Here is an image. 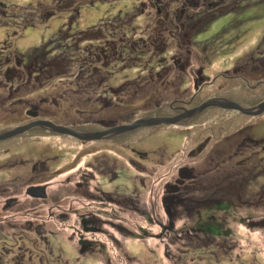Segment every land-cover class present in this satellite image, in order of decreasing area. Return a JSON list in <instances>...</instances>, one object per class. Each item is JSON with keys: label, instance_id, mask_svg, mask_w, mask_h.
Here are the masks:
<instances>
[{"label": "rangeland", "instance_id": "374dc122", "mask_svg": "<svg viewBox=\"0 0 264 264\" xmlns=\"http://www.w3.org/2000/svg\"><path fill=\"white\" fill-rule=\"evenodd\" d=\"M180 1L172 0L168 4V0L160 3L153 0H0L1 63L6 61L4 57L8 54L3 52L1 55V49H11L24 55L23 61L27 63L32 54L44 47L47 49L42 61L47 66L64 63L56 73L45 71L29 75L19 71L5 74L0 69V96H7L8 99L23 96L24 100L28 99L13 105L0 103V123L5 126L22 122L25 118L23 108L30 102H36L40 95L58 98L60 92V104L51 101L43 103L56 111L52 115L53 120L49 121L58 124V120L69 122L74 119L79 124L83 122L81 126L89 125L91 119L102 118L109 119V124L119 120L122 124L131 123L127 121L145 116L180 115L179 118H188L190 115L185 113L186 110L181 111L180 106L189 109L198 101L207 99H230L246 107H252L249 101H255L257 95L264 101V0H249L248 4L225 0V8H214L216 4L213 3L223 0H199V7L188 4L189 17L179 15ZM240 15H244L242 19H239ZM114 19H124L127 23L116 27ZM86 32L90 34L85 35ZM108 32L115 39L126 36L125 46L128 47L123 52L124 57L118 55L105 65L102 58H93V65H108L110 72L105 67H101L99 72L90 63L86 65L85 58L89 57L85 53L80 54L82 57L78 56L79 64L84 65L83 71L77 68L78 62L74 59H57L58 44L67 43L70 48L73 47L71 52L78 49L74 44L80 40L75 37L69 41L67 36L104 37L109 35ZM57 36L61 37L60 42ZM45 38L44 44L41 40ZM131 38L136 42L128 40ZM149 39L156 44L148 42ZM54 48L55 51H52ZM165 49L166 58L160 60L161 56H158L160 65L155 64L153 68L161 75L155 72L151 75L150 69L157 60L156 55L153 58L152 55ZM141 54V60L135 58ZM241 58L242 61L246 59L244 69L251 72L250 97L247 95L248 81L246 83L240 77L232 79L230 67L226 68ZM180 63L184 67L178 66ZM199 68L204 74L203 81H206L195 85L194 77ZM108 72L107 79L105 75ZM213 72H217L218 76L213 78ZM100 75H103L102 81L105 80L102 86L124 82L121 89L109 90L108 96L112 97V101L107 104L99 100L100 96L96 99L102 89ZM5 81L12 82L10 84L16 89L9 93ZM76 81L81 86H75ZM195 89L194 99L188 102L180 99L188 98V94ZM118 101L120 105L116 103ZM20 117L23 119L20 120ZM94 123L89 125L93 129L90 133L102 132L95 131L100 129H106L105 133L110 131L104 127L106 124ZM71 125L65 126L72 130L82 129ZM34 126L0 137V142L3 141L0 144V258L5 260L0 264H15L18 260L21 263L23 255L16 253L20 250L26 253L24 264H264V108L253 113L212 103L188 120L140 124L139 127L124 130V140L121 141L114 140V137L101 140L95 134L89 137L95 138L93 143L82 144L88 147L105 145L111 165L109 169H114L113 177L112 170H108L105 181L92 184L109 189L113 197L126 198V203L111 205L107 214L101 212L97 224L104 230L95 229L93 233L85 230L82 224V219L90 214L83 210L78 215L70 213L73 210L68 205L62 208L53 205L50 200L45 201L23 191L22 182L27 183L31 174H36L35 177L41 175L37 170L33 173L28 169V161H38L50 154L54 157L48 161L52 162L56 159L54 151L70 142L69 138H63L71 136L65 130H61L63 137L48 135L50 133L47 136ZM238 128L242 131H235ZM208 133H214L215 137L206 139ZM249 136L257 141L253 144L249 142L243 151L237 150V143ZM199 143L203 146L200 151L196 150V155L186 153L196 149ZM131 147L147 150L148 156L139 158ZM216 147L217 153L214 150ZM24 150L34 155H24L25 162L11 157ZM245 154L249 155V168L241 165L244 160L240 157ZM132 156L134 163L129 161ZM15 160L23 166L8 170L6 163ZM185 162L192 165V162L198 163V171L191 170L199 174L194 181H188V187L183 192L186 198L178 200L180 202L174 205L172 215L168 216L169 212H165L160 199L162 184L178 172L179 164L186 165ZM185 170L189 171L188 168ZM217 172L219 175H215ZM15 174L19 175L21 184L15 185L17 188L13 192L18 195L20 204L15 212H7L3 207L5 198L2 189L4 185L10 187ZM62 176L55 177L52 196L65 192L62 198L68 196L66 193L80 197V190L74 188L75 184L64 188L59 185V182H67L60 180ZM35 179L32 181H37ZM218 181L223 186L237 184L238 196L241 194L242 197L237 199L231 193L228 195L231 200H224L219 205L218 202L202 204L197 194H202L203 189L198 185L204 184L209 190H215L216 186L212 187V184ZM153 188H158L156 216L150 215L154 214L151 207ZM192 192L196 195L190 196ZM188 201H193L196 207L190 206ZM75 206L81 207V204L73 202ZM26 208L27 211L17 213ZM169 219L172 227L163 229L162 225L167 224ZM118 223L120 226H117ZM202 226L204 229H201ZM14 233L21 236L16 248L11 244L14 240L8 237ZM80 233L91 241L100 240L105 245L104 249L82 247L77 242ZM4 237H8L7 247L1 243ZM104 250L108 253L102 252Z\"/></svg>", "mask_w": 264, "mask_h": 264}, {"label": "flooded vegetation", "instance_id": "af4514ba", "mask_svg": "<svg viewBox=\"0 0 264 264\" xmlns=\"http://www.w3.org/2000/svg\"><path fill=\"white\" fill-rule=\"evenodd\" d=\"M153 1L155 3H160V2L167 1V0H153ZM224 1L225 0H223L222 2L217 1L216 3H213V4H216L214 8H219L222 6L225 8V6L227 4ZM238 1L244 2L246 4L249 3V0H238ZM1 3H3V2H1ZM169 3H172V0H168V4ZM180 4H182V7L179 10V15H185V16L189 17L188 15H190V12L188 11V4H191V5L193 4V5H195L194 7H197V6L199 7V0H181ZM47 14H48V11H47ZM88 34H90V33H88V32L85 33V35H88ZM49 37L50 36H48V38ZM75 37H77L76 39L80 40V41H76L74 44V47H77L78 48L77 50H80V52H78L75 49L76 51L74 50V52L72 51L73 52L72 53L71 49H73V47L70 48L67 43H64V44L61 43V44H58L56 47V48H59V50H58L59 52H57L58 54H56V55H59V57L58 58L56 57V58L57 59H66L67 58L69 60L74 59L76 62H78L76 64V66L81 71L84 70V67H83L84 65L79 64L78 56H81L80 54L85 53L86 57H89V58H85V62H87L86 65H88L90 63L94 67L93 68L94 70L96 69L100 72L101 67H105V66H101V63H99V65H97V64L93 65V60H94L93 58H95L96 56L99 58H102V60H104L103 65H105L111 58L116 59L118 57V55L123 56V52H124V49L126 47L125 42L127 41L126 36H118L117 39H115L113 36H104V37H100V36H71V37H68L67 36L66 39L70 41L72 39H75ZM57 38H59L57 40H58V42H60L61 37L57 36ZM46 40H47V38L42 39L41 42H43L45 44ZM131 40H134V39H132V38L129 39V41H131ZM139 41L141 42V37H139ZM150 41L153 44H156L154 42V40L149 39L148 42H150ZM134 42H136V41L134 40ZM56 48H54L52 51H55ZM46 49H47V47H44L43 50L39 51L38 53L32 54L31 59L27 63H24L25 60L23 61L24 55L22 56L18 52H16V53L12 52L13 50H11V49H8V50H2L1 49V53H2L1 55H3V52L8 53V54H6L4 57L6 61H4V63L0 62V69H3V72L5 74H15L19 71H25L29 75H34V74H37L39 72H45V71L56 73L58 67H63L64 63L63 64L58 63V64L50 66V67L47 66V64H45V62L42 61V57L45 55L44 52ZM69 51L72 53V55L69 54ZM11 53H14V55L12 56ZM27 57L29 58L30 56H27ZM27 57H26V59H27ZM37 60H41V61L36 62ZM174 62H177V60L174 59ZM245 63H246V59H243V61H242V58H241L240 60H236L234 63L231 64V66H228L226 68L230 67L229 69L231 71L232 79H237V77H240L246 83L248 81L247 87H249V92L247 95H249V97H250L252 94V92H251L252 86L250 84L249 74H251V72L248 71L247 69H244L245 66H243V65ZM178 66L184 67L183 63L178 64ZM170 67L171 66H165V68H170ZM21 68H24V70H22ZM105 68L107 69V71L110 72V68L108 65H106ZM78 69H77V71H78ZM77 71H76V73H77ZM165 71L166 70H164V72ZM109 72L107 75H105L107 79L109 78ZM154 72L158 75H161V73H159L158 70H153V67H152L150 69V74L152 75ZM200 72H201V68H199L197 70V75H195V77H194L195 85H197L199 82H202L204 80V74H202ZM217 72H213V73H215V76L216 75L218 76ZM75 76L77 77V74H75ZM102 78H103V75H100L99 76V81H100L99 84L101 86H102V83L105 82V80L102 81ZM205 81H203V82H205ZM10 83H12V82L5 81V84H7L9 86V89H10L9 93H11L12 90L14 91L16 89L15 86L13 84H10ZM77 84L81 86L79 81L78 82L76 81L75 86H77ZM123 84H124V82H121L119 84H108L107 86H102L101 87L102 89L98 93V96L96 97V99H98V97L100 96L99 100L101 102L104 101V104L109 103V101H112V97L108 96V94L110 92L109 90L111 89L112 91H117L123 87L122 86ZM75 86H74V88H75ZM84 87L85 86H83L82 88H84ZM197 88H199V85L197 86ZM196 92H197V89L193 90V92L188 94V98L184 97V98H180V99L184 100V102H188V101H190L196 97ZM263 92H264V90H263ZM60 94H61V92L58 94V98H57V96L40 95L37 98L38 100L36 102L32 101L29 103L30 104L29 106H26L23 108L25 118L23 119V117H20V120L23 119L22 122H18V123H14V124H6L5 126H3L2 123H0V125H1L0 126V134L6 133L10 127L22 125V124H25L27 122L34 121V120H39L38 121L39 123L36 124L33 128L39 127L40 128L39 132L41 131L44 135H47V133H50L48 135L59 134L62 136V134H64L63 131L55 129L54 127H52V125L49 124V122H50L49 120H53L54 117H52V115L55 114L56 111L53 110V108H51V106L45 107L44 106L45 104L43 105V103H46L45 101H48V102L51 101V103L60 104V101H59L61 99V97H59ZM257 94H259V91H257ZM213 97L223 98L225 96L213 95ZM23 98H24L23 96L22 97L16 96L15 98L8 99L7 96L1 95L0 96V103H5L4 104V106H5L6 104L13 105V104H17L20 101L28 100L26 98L24 100ZM207 98H210V97L208 96ZM225 98H227V97H225ZM253 98H255V97H253ZM186 99H188V100L186 101ZM201 102L198 101L197 102L198 104L193 105L189 109L198 106ZM249 102L252 103V106H254V105L258 106L262 101H261V99H259V97L257 95L255 98V101L250 100ZM116 103L118 105H120L119 101ZM167 104H168V101H167ZM207 106H204V107L200 108L199 110H196L190 116H187L188 118H186V117L182 118L181 117V118H179V120L180 121L181 120H188L189 118L195 117ZM180 107L182 108L181 111L188 110L184 106H180ZM57 109L58 108L56 107V110ZM45 110H47V111H45ZM117 112H118V110H117ZM136 119H137V117H134V119H132V120L134 121ZM132 120L130 119L127 122H133ZM179 120H177V121H179ZM109 121H110L109 119H103V118L102 119H96V121H94V119H91V122L89 123V125L92 126V124H95L94 122H98V123L101 122L102 124H106L107 127L106 126H104V127L108 129V128H114V126H119L122 124V122H120V120L116 121L113 124H109ZM111 121H114V120H111ZM58 122H60V123H58L59 125H63V126L66 125L67 126V125H70V123H71V124H73L71 126L82 128V129L74 128L75 130H77L78 132H81V133H90L93 131V129H90L91 126H89L88 124L81 126V124H83V122H81V124H79V122L74 121V119H70L69 122H61L59 120H58ZM123 122H125V121H123ZM50 123H52V122H50ZM49 126L52 128L50 129ZM139 126L140 125H138L137 127H139ZM134 127H136V126H134ZM203 127L205 129L207 128V126H203ZM240 129L239 128L235 129V131H238V132L242 131V129L241 130ZM104 130H106V129H104ZM125 130H127V129H125ZM95 131H103V129L95 130ZM110 131L107 133L100 134V137H97V138L101 139V140L102 139L109 140V139H111V137H114V140H118V141L124 140L123 139L124 130H122V131L110 130ZM65 133H67V132H65ZM67 135H69V132L67 133ZM70 135H69L70 137H68V136L63 137L62 136L63 138H69L70 142H68V144H66L64 147H61L59 150L54 151V152H56V154H55L56 159L52 160V162L48 161L54 157V156H50V154H47V156H46L47 158H41L38 161H35L36 159H32V160L28 161L29 162L28 169H31V171L33 173H34V171L37 170L39 173H41V175H40V177H35L36 174H31L32 177L27 183L22 182L24 185L23 191L27 194H30L29 192H27V188L29 186H36L37 187L36 193L38 195L31 194L32 196L41 197L45 201L50 200V201H52L53 205H56V206H59L62 208H64L65 205H68L69 207H72L70 209L73 210L70 213H75L76 215L79 214L80 210H83L86 213L90 214V216H87V218L82 219V224H83L84 229L89 230L92 233L94 232L93 230H95V229L98 231H103L104 228L102 226H100L99 224H97V221H100L99 216H102L101 212L103 211L105 214H107L108 213L107 211H109V207L111 205H113V204L117 205V203H126L125 202L126 198H122V199L120 198L119 199L115 195L113 197L112 194L110 193L111 191L109 189H106L104 187L92 184V182H98V181L100 182L101 180L105 181V179H104L106 177L105 172H107L108 170H112V172H113L112 177L114 176V169H109L111 167V165L109 164L108 158L106 156V151L108 148L105 145H102V146L92 145L91 147H88L87 145L82 144V143L91 144V143H93L95 138H82V137H79L75 134H70ZM4 137H7V136H4ZM214 137H215L214 133H208L206 136V139H210V138H214ZM226 137H228V135H226ZM63 138H61L60 142H62ZM256 141L257 140L254 139V137H251V136L246 137L237 143V145H236L237 150L243 151L245 148V145L249 146V142L253 144ZM1 143H3V141H1L0 144ZM202 146H203V144L199 143L197 145L196 149H193L192 147H190L192 149L189 148L190 150L186 151V153L188 152V154H190V155L191 154L196 155V152L200 151L202 149ZM122 147H124V144H122ZM185 147H188V145H185ZM211 147L212 146H210V149H212ZM210 149H209L208 153L211 151ZM131 150H133V152L136 153L139 158H141V157L144 158V157L148 156L147 155L148 151L145 149L140 151L134 147H131ZM214 150L216 151V153L218 152L217 147ZM237 150H235V151L237 152ZM44 154H46V153H44ZM24 155H29L28 157H32L34 154H30V152L26 153L24 150L23 152L22 151L16 152V154H13L11 157L20 159L21 161H24L23 160ZM218 156L219 155H217V158H218ZM241 158L244 160L243 162H241V165H245V167L248 166V168H249V155L248 154L247 155L246 154L241 155L240 159ZM134 159L132 156L129 158V161L133 162ZM214 161L218 162V159H214ZM192 163H193V165L190 163L189 164L186 163V165H188V166H186L184 163H182L183 165L179 164L180 166L178 165V167H177L178 172L173 173V171H171L173 173V177L169 181L167 180L162 184L163 191L160 195V199H161V203H162V206H163V209L165 210V212H169L168 216L172 215L174 205L177 204L178 202H180L178 200H181V199L183 200L186 198L183 195V192L188 187V183H189L188 181H190V180L194 181L195 179H197L196 174L197 173L199 174V172L195 173V170L197 169V171H198V163H196V162H192ZM6 164L9 165V166H7L8 170H13V168L14 167L16 168L17 166H23V163H21L20 161H17V160L10 161V163H6ZM181 166L189 167L190 171L185 170V168H181L182 170L180 171L179 167H181ZM191 168L195 169V170L193 171V170H191ZM186 174H187V176H185ZM60 175H63L60 180L67 181V182H59V185H61V187L64 188V186H67L69 184H75L76 186L74 188H77L80 190V195H79L80 197L76 196L75 194L69 195V193H66L68 196L65 195L67 197L62 198L61 196H63V193H65V192L60 193V196L57 194L52 196L53 191L51 190V188H52L53 181L55 180V177H60ZM170 175H172V174H170ZM189 175H191V176L188 177ZM215 175H219V173L217 172ZM33 177H35L36 179ZM33 179H35L37 181L34 182V181H32ZM111 179H113V178H111ZM212 179H213V177H212ZM17 184H21V182H20L19 175L15 174L11 178L10 187H9V185L3 186V189H2L3 190V196L5 198V202H4L3 207H4V209H6L7 212L8 211L15 212L18 205L20 204V202H19L20 199H19L18 195H16L13 192V189L17 188L15 186ZM200 186L202 187L203 191H202V194H197L198 195L197 197L200 198L202 204H212L213 202H216V203L218 202L217 205H219V203H221L224 200H227V201L231 200V197L228 196L231 193L235 194L237 196V199L242 197L241 194L238 196V193H240V192H239V186H237V184H229V185L223 186V184H221L220 181H218L214 185L212 184V187L216 186L215 190L214 189L209 190L208 187L204 184L198 185V187H200ZM241 187H242V185H241ZM193 188L198 189L196 187H193ZM0 190H1V188H0ZM73 190L74 189L72 188V191ZM157 190H158V188L152 189L153 204L151 203V207H152V210L154 211V214L150 213V215H152V216L157 213L156 212V206H157L156 200L158 197ZM75 192H77V191H75ZM73 193H74V191H73ZM192 194H193V192L190 194V196H192ZM193 195H196V194H193ZM0 196H2V195H0ZM92 197H93V199H92ZM82 199H83V201H82ZM132 199H127V200H128V202H133ZM73 202L81 204L82 208L76 207V206L74 208ZM188 204L192 207H196V205H193L194 204L193 201H192V203H190L188 201ZM133 206H135V204H133ZM93 207H95V208H93ZM21 208H23V207H21ZM27 209L28 208L24 209L23 211L19 210V211H17V213L25 212V211H27ZM191 210H192V208L190 209V211ZM114 215L119 216L118 213H114ZM7 216H9V215H6L5 217H7ZM170 223H171V221L169 219L167 224L162 225V228L163 229L169 228V227L171 228L173 224H170ZM117 226H120V223H118ZM202 228H203V226L201 227V229ZM9 236H10L11 240H14L13 243H11V244H13L14 248H16V246L19 244L21 236L19 235L20 237H18V235H16L15 233L8 235V237ZM8 237H4L3 240L1 241V243L3 244L2 245L3 247H7V243H8L7 238ZM77 242L79 244H81L82 247L87 246V247L93 248L94 246H97L98 249H102V250L105 247V245L103 243H101L100 240L97 239V240L91 241V240L87 239L84 236V234H81V233L77 237ZM99 244H101V245H99ZM18 249H22V248H18ZM102 252L108 253L107 250H104ZM16 253L22 254L23 257H20L21 263L18 260L15 264H24V259H25L26 253H21V250L17 251ZM3 262H5V260H3V258H0V263H3Z\"/></svg>", "mask_w": 264, "mask_h": 264}, {"label": "water", "instance_id": "95a60500", "mask_svg": "<svg viewBox=\"0 0 264 264\" xmlns=\"http://www.w3.org/2000/svg\"><path fill=\"white\" fill-rule=\"evenodd\" d=\"M221 104V105H224V106H227V107H233V108H237L241 111H245V112H257L259 111L260 109L264 108V101H262L258 106H252V107H255L256 109L253 110L252 107H246L238 102H235V101H231L230 99H228L227 101H224V100H219V99H207L205 101H203L200 105L194 107V108H191V109H188L186 110L185 113H187V115H191L192 113H194L196 110H199L200 108L204 107V106H207V105H210V104ZM181 115H185V114H181ZM185 115V116H187ZM180 117V115H176L174 117H171V116H151V117H147L145 116L144 118H137L136 120H134L133 122L131 123H127V124H121L119 126H114V128H109V130H115V131H122V130H125V129H129V128H132L134 126H138L140 124H155V123H160V122H175L177 121V119ZM39 120H34V121H30V122H27L25 124H22V125H18V126H14L12 127L11 129H9L6 133H3V134H0V137L2 136H8L10 134H13L17 131H21L23 129H26L32 125H36L38 124ZM146 122V123H144ZM50 125H52V127H54L55 129H58V130H65L71 134H75L79 137H82V138H89V137H93V135H99L100 134H103L105 133L107 130H103L102 132H96L94 134L92 133H81V132H78L77 130H72V129H69L67 128L66 126H63V125H59V124H53V123H50ZM187 176V174H186ZM36 186H29L27 188V192H29L30 194H35V195H38L36 193Z\"/></svg>", "mask_w": 264, "mask_h": 264}, {"label": "trees", "instance_id": "16d2710c", "mask_svg": "<svg viewBox=\"0 0 264 264\" xmlns=\"http://www.w3.org/2000/svg\"><path fill=\"white\" fill-rule=\"evenodd\" d=\"M243 16H244V15H240V16H239V19H242ZM109 20H110V19H109ZM112 21H114V23L116 24V27H119V26H121V25L123 26V25H125V24L127 23L124 19H122V20H120V19H114V20H112ZM112 21H111V22H112ZM129 24H130V23H129ZM114 30H115V29H114ZM114 30H113V31H114ZM113 31H112V32H113ZM132 31H133V34H134V29H132ZM216 32H217V30L214 31V33H216ZM108 33H109V32H108ZM108 36H110V33H109ZM128 40H129V39H128ZM142 41H143V40H142ZM142 41H141V43H142ZM145 41L147 42V39H146ZM133 42H134V40H133ZM127 48H128V47L126 46L125 49L127 50ZM125 49H124V50H125ZM166 52H167L166 49H165V51H163V52L160 51L161 54H160V53L156 54V53H157V52H156V53H154V54L152 55V58H153L154 55H156L155 59H157L158 56H161L160 60H161L162 58H166V55H167ZM145 53H146V52H144V54H145ZM146 54H147V53H146ZM140 57H143V54H141V55H136V56H135V58L138 59V60L140 59ZM140 60H141V59H140ZM155 64L160 65L158 59L155 60V63L152 64V65H155ZM165 64H166V63H165ZM165 64H164V65H165ZM155 67H156V65L153 66V68H155ZM161 104H163V103H161Z\"/></svg>", "mask_w": 264, "mask_h": 264}]
</instances>
